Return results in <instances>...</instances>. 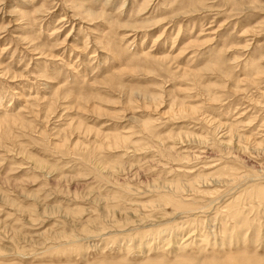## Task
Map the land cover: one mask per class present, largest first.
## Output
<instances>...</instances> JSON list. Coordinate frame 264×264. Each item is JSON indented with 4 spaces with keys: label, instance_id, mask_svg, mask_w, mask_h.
<instances>
[{
    "label": "rangeland",
    "instance_id": "obj_1",
    "mask_svg": "<svg viewBox=\"0 0 264 264\" xmlns=\"http://www.w3.org/2000/svg\"><path fill=\"white\" fill-rule=\"evenodd\" d=\"M0 264H264V0H0Z\"/></svg>",
    "mask_w": 264,
    "mask_h": 264
}]
</instances>
